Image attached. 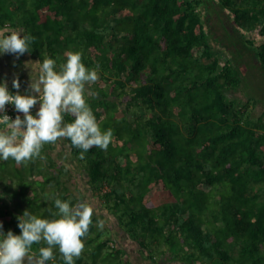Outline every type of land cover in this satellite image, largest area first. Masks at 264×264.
Segmentation results:
<instances>
[{
  "label": "trees",
  "instance_id": "1",
  "mask_svg": "<svg viewBox=\"0 0 264 264\" xmlns=\"http://www.w3.org/2000/svg\"><path fill=\"white\" fill-rule=\"evenodd\" d=\"M5 26L57 72L68 52L99 68L85 99L113 140L82 160L67 139L68 156L129 239L151 259L166 247L185 264H264V0H0ZM42 156L0 159L5 235L26 210L59 219L56 199L91 205L69 160ZM101 219L93 208L75 264H129Z\"/></svg>",
  "mask_w": 264,
  "mask_h": 264
},
{
  "label": "clouds",
  "instance_id": "2",
  "mask_svg": "<svg viewBox=\"0 0 264 264\" xmlns=\"http://www.w3.org/2000/svg\"><path fill=\"white\" fill-rule=\"evenodd\" d=\"M22 30L5 26L0 30V54H14L18 59L30 53V46L35 41L31 35H21ZM8 33L7 35H5ZM66 62L59 72L55 71L56 62L46 58L42 62L39 77L31 81V92L36 97L18 94L20 82L13 79L12 87L17 94L12 95L6 83H0V113L5 105H14L15 110L23 113L24 118L16 116L11 120L7 115L0 116V159L12 158L17 165L26 164L41 155L45 144H54L62 138L70 139L71 144L81 149L80 159H85L93 147L106 151L113 140V131L102 132L96 118L86 102L85 86L98 80L99 68L88 69L81 62L82 53H66ZM39 103L36 117L30 110ZM70 114L74 122L65 124L64 115ZM59 219L47 220L30 214L27 210L18 217L20 235L0 231V264H23L27 257L28 264H46L55 259L53 249L58 246L64 264H75L83 250L85 237L92 224L93 208L86 203L70 206L69 201L55 200ZM103 226V221L99 222ZM0 224V229H2ZM41 241L47 247L39 249V255L30 254L33 244Z\"/></svg>",
  "mask_w": 264,
  "mask_h": 264
},
{
  "label": "crops",
  "instance_id": "3",
  "mask_svg": "<svg viewBox=\"0 0 264 264\" xmlns=\"http://www.w3.org/2000/svg\"><path fill=\"white\" fill-rule=\"evenodd\" d=\"M7 34L8 33H6L5 35ZM21 35H25L24 31H21ZM258 41L260 40L256 39V42ZM30 51H31L30 53H25L24 55H21L18 59L14 54H0V83H6L8 91L17 94V90L12 87V81L13 79H18L20 82V89L18 94L22 96L31 95L36 97L38 94L31 92L29 85L31 81H34L39 77L43 60L37 57L36 53L33 51L31 47H30ZM89 86L90 85L85 87H89ZM39 107L40 105L39 103H37L30 110V114L33 115L34 118L36 117V113L38 112ZM259 107L262 108V106ZM258 111L260 112V110ZM20 118L21 119L24 118L23 113H21ZM3 130H5V127L0 126V131ZM45 145H48L50 150L48 151L44 150L43 151L44 154L52 156L53 159L59 164H63L65 163V161L68 162V160L70 159L68 156L69 147L67 145V138L59 139L54 144H45ZM43 152H41V155ZM69 164H71L72 174L74 176V178H72L71 181H79L85 179L84 173L81 172L75 174V171L73 170L76 168V165L73 164L72 160L71 161L69 160ZM84 190L87 191V193H89L88 188H84ZM88 196H89V200L92 202V204L90 203L91 206L93 207V205H97L96 198L93 197L91 193H89ZM101 214L102 213L99 212V215ZM102 217L106 218V220H101V221L112 222V224L109 225L108 227H110L111 233H113L117 245L124 251V259L129 264H185L184 262L179 260V257L175 258L172 255V252L166 247H163L159 251L156 252L154 251L155 255L151 259L147 255L146 251H143L135 241H132L125 235V233L117 226L116 224L117 222L113 220V218L110 217L109 220V217L106 216L105 214H103ZM160 251H162V254L158 255Z\"/></svg>",
  "mask_w": 264,
  "mask_h": 264
},
{
  "label": "rangeland",
  "instance_id": "4",
  "mask_svg": "<svg viewBox=\"0 0 264 264\" xmlns=\"http://www.w3.org/2000/svg\"><path fill=\"white\" fill-rule=\"evenodd\" d=\"M219 32H221V31H219ZM226 57V56H225ZM86 86H88V85H86ZM259 87H262L260 84H259ZM87 88V87H86ZM89 90V89H88ZM87 97V96H86ZM260 106V104H258L257 106H256V108H255V111H257L258 112V110H260V111H262V108L261 107H259ZM11 165H16V163H14L13 161L10 163ZM84 176H85V174H84ZM86 177V176H85ZM86 180L85 179H82V180H79V184H80V187L81 188H88V186H87V184H86V182H85ZM69 186L71 187V184L69 183ZM72 188V187H71ZM34 191V190H33ZM84 193H87V191H85L84 190ZM87 199V198H86ZM89 202L92 204V202L89 200ZM93 207H94V209L96 210V211H99L100 213H102L100 216H101V220H106V218H103L102 217V215L103 214H105L106 215V211L101 207V206H99L98 204L97 205H93ZM109 220H110V217H109ZM107 226H109V225H111L112 224V222L111 221H103ZM111 222V223H110ZM107 236H109V234L107 233V232H105L104 233V237H107Z\"/></svg>",
  "mask_w": 264,
  "mask_h": 264
},
{
  "label": "built area",
  "instance_id": "5",
  "mask_svg": "<svg viewBox=\"0 0 264 264\" xmlns=\"http://www.w3.org/2000/svg\"><path fill=\"white\" fill-rule=\"evenodd\" d=\"M12 95H15L12 92H9ZM2 115H7L8 117L11 118V120H15L16 116H20L21 117V113L17 112L15 110V106L14 105H5V111L3 113L0 114V116ZM1 127H5L4 125H0Z\"/></svg>",
  "mask_w": 264,
  "mask_h": 264
},
{
  "label": "water",
  "instance_id": "6",
  "mask_svg": "<svg viewBox=\"0 0 264 264\" xmlns=\"http://www.w3.org/2000/svg\"><path fill=\"white\" fill-rule=\"evenodd\" d=\"M23 264H28L27 257L24 258ZM46 264H62V263H58L55 261H48V262H46Z\"/></svg>",
  "mask_w": 264,
  "mask_h": 264
}]
</instances>
